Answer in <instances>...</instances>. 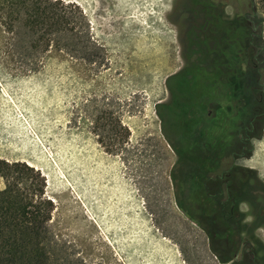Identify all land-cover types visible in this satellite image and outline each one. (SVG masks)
Segmentation results:
<instances>
[{"label": "rangeland", "instance_id": "rangeland-1", "mask_svg": "<svg viewBox=\"0 0 264 264\" xmlns=\"http://www.w3.org/2000/svg\"><path fill=\"white\" fill-rule=\"evenodd\" d=\"M60 1L78 24L73 33L54 35L49 48L21 23L9 28L0 22V160L24 162L45 180L55 262L223 264L214 249L226 254L227 246H213L176 201L171 171L178 157L157 113L170 96L168 78L185 64V0ZM226 2L233 15L243 0ZM254 4L264 40V0ZM201 98L195 95L193 102ZM232 99L226 94L219 109L206 104L191 111L214 120L227 144L238 133L247 138L238 129L240 105ZM110 116L128 131L112 153L109 140L104 145L95 134ZM250 147L251 155L238 157L235 169L254 172L246 196L264 207V130ZM199 164L208 170V163ZM186 188L198 196L191 209L213 205L202 198L200 177H191ZM248 206L245 214L258 213Z\"/></svg>", "mask_w": 264, "mask_h": 264}, {"label": "trees", "instance_id": "trees-1", "mask_svg": "<svg viewBox=\"0 0 264 264\" xmlns=\"http://www.w3.org/2000/svg\"><path fill=\"white\" fill-rule=\"evenodd\" d=\"M68 8L60 0H0V22L6 21L9 28L21 23L31 33L39 34L49 48L54 35L76 30L78 21ZM182 13L185 64L168 78L170 96L158 105L157 113L163 135L178 157L171 171L176 201L187 216L209 234L213 246L229 241L223 251L226 254L214 249L225 263L224 259L238 248L235 243L238 232L223 211L221 201L226 198L215 194L224 170L228 171L227 179L234 194L243 189L246 196V188L256 179L251 169H232V163L225 167L239 147L238 157H249L252 148H248L250 143L246 139L248 136L259 139L264 130L262 22L258 20L254 0H243L233 15L227 12L223 0H185ZM77 39L79 45L82 37L78 34ZM199 94L202 98L193 102L194 96ZM226 94L233 98V104L240 105L238 129L247 134V138L240 133L233 135L229 144L225 138H218L214 120L191 114L197 105L208 104L210 108L219 109ZM228 108L232 109V105ZM109 119L112 121L101 122L95 134L102 144L106 143L105 139L109 140L107 152L112 153L118 140L127 139L128 131L121 121L111 116ZM252 134L255 135L252 137ZM219 141L220 148L216 145ZM199 161L208 163L206 172ZM191 177L201 178L202 198L213 200L211 207L207 204L191 209L190 203L199 204L194 199L197 195L193 196L188 188L183 189V185L188 187ZM0 178L5 186L0 189V264H58L51 249L53 237L48 226L53 203L44 197L45 180L41 173L24 162L0 160ZM231 206L227 205V211Z\"/></svg>", "mask_w": 264, "mask_h": 264}, {"label": "flooded vegetation", "instance_id": "flooded-vegetation-1", "mask_svg": "<svg viewBox=\"0 0 264 264\" xmlns=\"http://www.w3.org/2000/svg\"><path fill=\"white\" fill-rule=\"evenodd\" d=\"M224 3L227 4L226 0H224ZM251 140L252 138L250 136L246 139L248 143H251ZM238 156H240L238 153L233 155L232 169L236 166ZM227 173V170H224L221 173V183L217 187L219 191L215 195H220L221 197L225 196L226 198L225 200H222L221 203L223 205V211L225 212L226 219L232 221L237 227L238 234L235 243L238 245V248L232 256H228L224 259L226 261L223 264H264V241L257 234V229L264 228V207L258 201L249 200L247 196H244L243 189L238 188L240 193L234 194L231 189V183L227 179ZM260 185L263 186L261 183ZM262 189L264 191V187ZM252 195L259 197L262 193L253 192ZM244 197L246 199H244ZM242 202H246L255 210H259L258 213L252 214L254 220L251 225L244 224L245 217L249 215L240 210ZM228 204H231L232 206L227 211ZM246 232L247 236L245 238ZM225 245L228 246L229 241H226Z\"/></svg>", "mask_w": 264, "mask_h": 264}, {"label": "clouds", "instance_id": "clouds-1", "mask_svg": "<svg viewBox=\"0 0 264 264\" xmlns=\"http://www.w3.org/2000/svg\"><path fill=\"white\" fill-rule=\"evenodd\" d=\"M259 179H261V181H264V174L260 175ZM240 210L242 212H246V211H249L250 209H249V206L247 205L246 202H242L241 205H240ZM253 220H254V217L246 216L245 220H244V223H251V222H253ZM257 233L258 234L264 233V228L257 229ZM261 238L264 239V236H261Z\"/></svg>", "mask_w": 264, "mask_h": 264}]
</instances>
